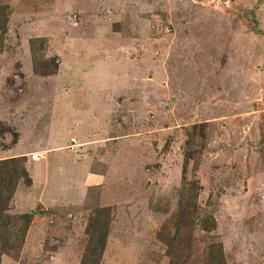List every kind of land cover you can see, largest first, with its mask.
Wrapping results in <instances>:
<instances>
[{"label": "rangeland", "instance_id": "obj_1", "mask_svg": "<svg viewBox=\"0 0 264 264\" xmlns=\"http://www.w3.org/2000/svg\"><path fill=\"white\" fill-rule=\"evenodd\" d=\"M27 150L1 264H80L103 206L100 264H264V0H0V159Z\"/></svg>", "mask_w": 264, "mask_h": 264}, {"label": "trees", "instance_id": "obj_2", "mask_svg": "<svg viewBox=\"0 0 264 264\" xmlns=\"http://www.w3.org/2000/svg\"><path fill=\"white\" fill-rule=\"evenodd\" d=\"M53 58L56 61V58ZM35 68L37 67L35 66ZM25 158L26 156H15L0 159V264L4 254H10L11 250L20 247L33 218V213L31 212L19 214L8 212L21 179H25L24 181L28 185L32 183V178L25 165ZM176 216V223L178 225L176 233L171 236V233L166 234L159 231L158 234V237L167 244L168 253L171 255H173V242L180 236L183 230L181 224L183 223L185 214L181 210ZM111 220L112 213L110 207H98L93 211L86 227V233L89 235L90 240L80 264H100L107 244ZM208 223L209 226L205 228L207 230H213L217 227L214 215L211 214L209 216ZM220 246H222V243ZM213 247H216V245ZM223 260L222 247L217 248V252L210 251L208 254L209 264H217L223 262Z\"/></svg>", "mask_w": 264, "mask_h": 264}, {"label": "crops", "instance_id": "obj_3", "mask_svg": "<svg viewBox=\"0 0 264 264\" xmlns=\"http://www.w3.org/2000/svg\"><path fill=\"white\" fill-rule=\"evenodd\" d=\"M34 150H27V152L25 153L26 155H23V156H26L27 157V159H28V161L31 159L32 161H37V160H39V159H41V157L43 156V157H45V156H47V152H44L45 154H42L40 157H29L30 156V153L29 152H33ZM28 153V154H27ZM8 157H12V156H8ZM13 157H15V156H13ZM27 165H29V162H28V164ZM28 169H29V172L30 173H32L31 172V169L29 168V166H28Z\"/></svg>", "mask_w": 264, "mask_h": 264}]
</instances>
